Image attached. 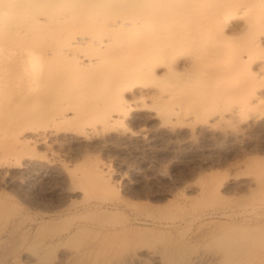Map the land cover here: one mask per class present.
Returning <instances> with one entry per match:
<instances>
[{"label":"bare ground","instance_id":"6f19581e","mask_svg":"<svg viewBox=\"0 0 264 264\" xmlns=\"http://www.w3.org/2000/svg\"><path fill=\"white\" fill-rule=\"evenodd\" d=\"M0 17L9 31L13 23L34 25L27 43L0 42V57L20 64L15 101L36 100L40 116L34 117L41 121L19 126L31 137H18L0 149L6 153L0 159L4 181L16 166L38 170L42 177L66 171L52 144L65 149L77 136L102 138L108 120L127 118L132 110L130 92L140 98L132 106L141 109L153 106L161 113L169 103L186 106L188 118L204 120V130L230 118L235 124L229 122L226 128L233 126L223 133L238 145L250 140L252 127L264 117V0H0ZM100 26L103 36L96 34ZM6 66L0 61V71ZM150 93L155 97L149 105L145 97ZM72 119H79L80 128L58 126ZM144 132H135L137 138H145ZM129 134L124 141L133 138ZM39 144L49 154L36 152ZM95 171L102 174L89 191L99 197L102 187H111L113 172L105 162ZM222 185L211 180L200 194L216 196ZM147 215L145 223L152 227L142 232L109 225L113 237L91 255L83 252L86 264H264V228L217 233L200 225L188 232L176 223L186 218L164 206ZM92 218L106 228L103 214Z\"/></svg>","mask_w":264,"mask_h":264},{"label":"rangeland","instance_id":"374dc122","mask_svg":"<svg viewBox=\"0 0 264 264\" xmlns=\"http://www.w3.org/2000/svg\"><path fill=\"white\" fill-rule=\"evenodd\" d=\"M33 26L13 23L9 31L0 17V42L25 44ZM96 34L103 36L104 29L98 27ZM0 58L7 62L0 71V149H4L18 137H31L19 126H37L41 121L35 120L40 116L36 100L15 101L20 64L16 59ZM161 84L164 88L171 86ZM154 97L152 93L147 95L146 103L150 105ZM134 98L130 92L128 108L132 110L129 109L127 118L106 122V138L100 136L106 143L99 136L84 141L75 136L76 140L65 144V149L58 142L52 144V151L68 165L66 171H49L42 177L38 170L26 171L16 166L9 182L0 178V203L4 205L0 212V264H52L56 258H62L63 264H86L88 258L84 261L83 252L91 255L113 237L109 225L145 231L152 227L145 223L151 218L147 214L158 206L168 208L178 217L184 216L186 222L176 223L188 232L200 225L217 233L264 228V117L252 127L250 140L238 145L223 133L227 125L235 124L230 118L215 123L214 129L204 130V120L200 116L188 118L186 106L169 103L162 106L160 113L161 109L153 106L139 108L140 98ZM135 102L137 105L132 106ZM176 112L181 121L176 119ZM78 120L58 126L63 130L80 128ZM141 129L146 139L137 138L139 133L135 132ZM129 133L134 140L124 141ZM39 151L49 154L41 144L36 147ZM5 155L0 153V159ZM101 162L112 169L111 187H102L99 197H94L89 189L102 174L95 171ZM211 180L222 181L219 194L201 196L200 188L208 186ZM97 212L107 220L105 229L92 218ZM78 226L81 230L77 232Z\"/></svg>","mask_w":264,"mask_h":264}]
</instances>
